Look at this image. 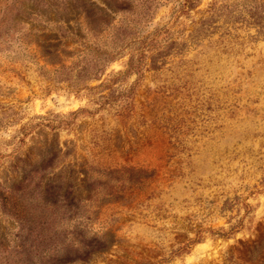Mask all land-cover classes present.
Listing matches in <instances>:
<instances>
[{
	"label": "rangeland",
	"instance_id": "obj_1",
	"mask_svg": "<svg viewBox=\"0 0 264 264\" xmlns=\"http://www.w3.org/2000/svg\"><path fill=\"white\" fill-rule=\"evenodd\" d=\"M0 264H264V0H0Z\"/></svg>",
	"mask_w": 264,
	"mask_h": 264
}]
</instances>
